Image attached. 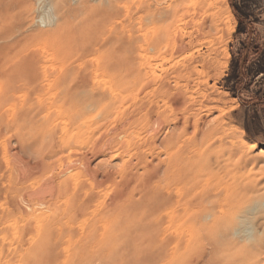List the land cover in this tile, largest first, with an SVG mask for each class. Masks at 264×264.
<instances>
[{
  "label": "rangeland",
  "instance_id": "1",
  "mask_svg": "<svg viewBox=\"0 0 264 264\" xmlns=\"http://www.w3.org/2000/svg\"><path fill=\"white\" fill-rule=\"evenodd\" d=\"M209 5L0 0V264H264V0Z\"/></svg>",
  "mask_w": 264,
  "mask_h": 264
},
{
  "label": "bare ground",
  "instance_id": "2",
  "mask_svg": "<svg viewBox=\"0 0 264 264\" xmlns=\"http://www.w3.org/2000/svg\"><path fill=\"white\" fill-rule=\"evenodd\" d=\"M114 1H116V0H99V3L100 4H112ZM209 1V3H210V7L213 9V10H215V11H217V12H215V17H218V15H219V12L220 11H222L223 9L222 8H220V4H226V0H208ZM45 2V1H44ZM47 2V1H46ZM169 3V2H168ZM50 8V7H49ZM48 9V8H47ZM225 11H226V13H227V19L228 20H231V19H233V15H232V13H231V11L229 10V8L228 7H226L225 8ZM45 15V13L42 15V19H43V16ZM46 19V18H45ZM46 21H47V19H46ZM50 23V22H49ZM48 23V24H49ZM51 23H54L55 24V22L53 21V22H51ZM43 24H45V23H43ZM54 24H51V26L52 25H54ZM56 25V24H55ZM49 27H51L50 25H48ZM192 43V42H191ZM164 44V43H163ZM187 47V46H186ZM226 58H229V55L226 53ZM210 61V60H209ZM208 61V63H210ZM206 62H207V60H206ZM157 66V65H156ZM151 71H152V69H151ZM136 72H134V74H135ZM138 73V72H137ZM222 75V74H221ZM136 76H137V74H136ZM80 81V80H79ZM133 82H134V80H133ZM188 89V88H187ZM199 95V94H198ZM118 102V101H117ZM162 119V118H161ZM158 120H159V118H158ZM211 120V119H210ZM157 122V121H156ZM159 122H161V121H159ZM158 122V123H159ZM157 123V124H158ZM205 127V126H204ZM181 130V129H180ZM173 132V131H172ZM149 135V134H148ZM132 136V135H131ZM39 137V136H38ZM153 137V136H152ZM205 137V136H204ZM71 138H73V137H71ZM70 138V139H71ZM170 139V138H169ZM52 142V141H51ZM171 143V142H170ZM174 143V142H173ZM72 144V143H71ZM48 145H50V144H48ZM257 149V145L256 144H252V145H250V150L251 151H253V150H256ZM47 150V149H46ZM58 150V149H57ZM173 153H176L175 151L173 152ZM172 153V154H173ZM112 156V155H111ZM117 156V155H116ZM114 157V156H113ZM169 159H167V161H168ZM171 161V160H170ZM174 163V162H173ZM177 164H178V162H177ZM117 167V166H116ZM149 186V185H148ZM148 189V188H147ZM38 204H40V203H38ZM259 207H261L262 209H263V207H264V202L263 203H259L258 205H257V207H255V209L253 210V212H255V211H257V209L259 208ZM260 208V209H261ZM259 210V209H258ZM264 210V209H263ZM243 214V213H242ZM245 224V223H244ZM246 235V237H247V239H248V241L250 240L251 241V239H252V231H251V229L249 228V226L248 225H246V228H245V230L243 231ZM262 232V231H261ZM260 232V233H261ZM237 233V232H236ZM262 236V235H261ZM263 236H264V231H263ZM264 239V238H263ZM246 240V239H245ZM259 240V239H258ZM247 241V242H248ZM260 247V246H259ZM256 248V247H255ZM263 259V258H262ZM260 260H261V258H260ZM264 263V262H263Z\"/></svg>",
  "mask_w": 264,
  "mask_h": 264
}]
</instances>
